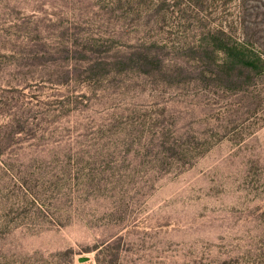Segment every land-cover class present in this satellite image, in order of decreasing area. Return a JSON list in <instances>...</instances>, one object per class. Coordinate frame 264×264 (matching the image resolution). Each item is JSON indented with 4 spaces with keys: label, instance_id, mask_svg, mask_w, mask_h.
Returning a JSON list of instances; mask_svg holds the SVG:
<instances>
[{
    "label": "rangeland",
    "instance_id": "obj_1",
    "mask_svg": "<svg viewBox=\"0 0 264 264\" xmlns=\"http://www.w3.org/2000/svg\"><path fill=\"white\" fill-rule=\"evenodd\" d=\"M228 36L264 59V0H0V264H264Z\"/></svg>",
    "mask_w": 264,
    "mask_h": 264
},
{
    "label": "trees",
    "instance_id": "obj_2",
    "mask_svg": "<svg viewBox=\"0 0 264 264\" xmlns=\"http://www.w3.org/2000/svg\"><path fill=\"white\" fill-rule=\"evenodd\" d=\"M228 39L218 38L220 42L217 46V51L223 52L225 55V66L230 69L244 70V73L245 71L251 72L263 68V57L249 47L248 42L230 41L229 36Z\"/></svg>",
    "mask_w": 264,
    "mask_h": 264
}]
</instances>
